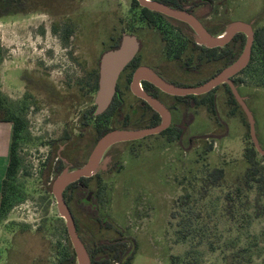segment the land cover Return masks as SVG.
<instances>
[{
	"label": "rangeland",
	"instance_id": "374dc122",
	"mask_svg": "<svg viewBox=\"0 0 264 264\" xmlns=\"http://www.w3.org/2000/svg\"><path fill=\"white\" fill-rule=\"evenodd\" d=\"M208 1L194 13L209 32L217 31L210 33L213 36L237 22L249 24L253 31L264 27V0ZM6 2L5 9L0 8V97L11 113L18 109L24 129L17 145V198L0 217V264H59L70 242L52 186L61 176L81 168L98 141L92 121L88 127L80 124L82 112L93 106L94 91L81 98L75 82L85 72H98L101 54L126 34L141 39L138 59L143 68L156 76L160 70L175 86L202 83L220 65L203 64L198 75L184 72L182 64L173 63L174 53L164 49L161 38L171 42L172 50L184 47L178 42L181 39H175L179 23L161 18L158 27L150 28L131 0H13V7L11 0ZM244 45L232 47L241 54ZM184 60L193 58L182 54L180 63ZM258 67L263 71L264 60H256L238 76L241 82L236 89L264 151V79L253 73ZM131 74L127 68L118 81L122 106L103 121L111 132L150 126L151 111L129 91ZM212 96L216 121L200 104ZM162 102L172 115L169 132L107 148L94 174L67 192L69 211L87 254L101 241L123 238L135 242L131 264H171L172 258L179 259L175 264H264V203L253 209L251 194L231 219L222 200L242 175L243 147L252 142L247 139L249 126L243 110L229 101L222 87L191 104ZM23 103L27 107L19 112ZM184 116L190 124L178 139L174 130ZM209 144L212 151L207 152ZM59 162L61 170L56 172ZM213 168H223L225 177L221 187L198 204L205 206V219L198 225L211 230L218 248L210 252L202 244L187 258L192 243L177 242L178 220H171V207L180 195L198 189L204 174ZM88 192L92 197L84 204ZM93 207L98 219L115 224L120 234L102 228Z\"/></svg>",
	"mask_w": 264,
	"mask_h": 264
},
{
	"label": "trees",
	"instance_id": "16d2710c",
	"mask_svg": "<svg viewBox=\"0 0 264 264\" xmlns=\"http://www.w3.org/2000/svg\"><path fill=\"white\" fill-rule=\"evenodd\" d=\"M13 0H11L13 7ZM158 3H161L165 6L168 5V0H151ZM6 0H0V8H4L6 4ZM132 8H139L136 0L131 1ZM5 9V8H4ZM7 9V8H6ZM10 10V8H9ZM11 14V13H10ZM164 17L163 15L155 12H151L147 9L140 7V18L142 21H146L150 27H154L157 24V20L155 18ZM226 30V29H225ZM55 31V30H54ZM213 35H216L215 32H210ZM220 33V32H219ZM220 35V34H219ZM69 33L66 32L64 37L67 38ZM121 41V37L118 39L117 43L112 48L116 49ZM246 42V39L242 33H239L234 36V38L227 43L222 48H213L208 49L205 48L207 52V61L208 63H218L220 68L216 71L215 75L222 72L224 69L231 66L240 56V51L236 50L232 47L233 44L240 43L243 44ZM0 56H1V47H0ZM180 52L174 54V59H181ZM200 57V56H199ZM257 58V59H256ZM258 60L260 63H263L264 60V27L258 28L253 31V43L251 47V55L247 66L241 70L237 75L232 77L231 81L234 86L237 88L238 84L241 80L238 79V76L243 74L248 68ZM1 61V57H0ZM139 62L138 57H136L129 66L134 68L137 67ZM253 73H257L261 78L264 79V68L263 71L260 67L254 70ZM97 79L98 72L95 73L94 85L92 87L93 91L97 90ZM144 90L149 91L148 87L153 88L152 85L144 82L142 83ZM222 87L225 89L226 94L229 96V101L237 105L236 100L234 99L231 90L227 84H222L212 91L201 95V96H186V97H169V99L176 100L178 102H185L186 104H191V100L195 101L198 98L204 96H210L212 92H214L217 88ZM155 89V88H154ZM156 90V89H155ZM117 94L114 95L108 109L100 116L94 117V107L87 111L86 121L84 124L88 125L90 120H94L95 122V131L97 132V138L104 136L112 128H105L103 125V121H107L109 118L114 116L116 112L122 106L121 95L118 91V85L116 87ZM167 96V95H166ZM200 102L204 107L207 108L209 115L216 121L217 120V110H216V98L209 97ZM141 101V100H140ZM144 106L151 111V116L149 120V128L157 126L160 124L161 119L157 113L151 110V108L143 101H141ZM194 105V104H193ZM20 111L22 112L27 105L23 103L19 104ZM18 109L15 112L11 113L10 108L3 105L0 97V122L11 123L13 127L11 144H10V152H9V160L5 173V177L1 184L0 191V217H3L13 201L17 198V191L14 187V178L17 174L19 167V158L17 156V145L18 140L20 139V134L24 129V123L22 119L17 115ZM190 123L186 121V117H183V120L180 124L175 128L174 132H176V137L181 139L184 135L186 128ZM245 124H247L245 122ZM170 131V128H167L160 134H165ZM159 135V134H158ZM247 139H250L247 138ZM207 152L212 151V144H209L206 147ZM243 162L245 164V168L242 172V175L239 176L234 182L233 186L230 188L228 192H226L222 198L223 203L225 205V211L231 219L235 218L236 209L238 207H242L243 199H247L249 195H253V209H259L260 205L264 203V157H261L256 151L251 143H247L243 147L242 152ZM56 172L61 170L60 162L57 163L55 167ZM225 177V171L223 168H213L206 172L203 176V179L200 182L199 188L194 189L191 192H185L180 195L177 199L174 200L172 204V210L170 213L171 220H178L176 223V239L177 242H190L192 246L185 257H189L193 254L192 250L195 251L196 248L202 244H205L208 251L215 252L217 250L216 243L213 241L211 230L202 225H198L202 223L205 219L204 209L205 206L201 205L199 207L198 204L205 201L209 198L211 190L220 188ZM86 180L82 178L75 183L67 186L63 192V198L65 203L68 205V197L67 192L79 184H83ZM95 212V216L97 221L99 222L102 228L113 229L118 234H120V230L110 221H106L105 219H98L97 217V209L93 207ZM208 217V216H207ZM75 221V220H74ZM196 223V225H194ZM76 225V221H75ZM77 227V226H76ZM136 246L135 242L130 239H115L112 241H101L94 247L91 253L88 252V256L91 264H131L134 254H135ZM179 261L178 258H172V263ZM59 264H76L74 252L69 243H67L66 248L64 249ZM238 264H244V262H240Z\"/></svg>",
	"mask_w": 264,
	"mask_h": 264
},
{
	"label": "water",
	"instance_id": "95a60500",
	"mask_svg": "<svg viewBox=\"0 0 264 264\" xmlns=\"http://www.w3.org/2000/svg\"><path fill=\"white\" fill-rule=\"evenodd\" d=\"M141 8L147 9L151 12L159 13L163 16L173 18L175 20L186 23L191 29L197 31L201 36L200 39L195 33V36L209 49L222 48L229 43L232 38L238 34L247 32L244 49L239 58L231 66L224 69L222 72L213 76L206 82L198 86L181 87L170 84L158 76L154 75L145 68H137L130 83L131 93L138 99L144 101L155 113L161 118L159 125L133 131H112L102 136L96 143L92 152L90 153L87 162L78 170L72 171L58 178L52 186V194L56 200L60 214L65 222V228L68 235L69 242L72 246L76 264H91L89 256L83 246V243L77 233L75 222L70 214L69 208L64 201L63 192L67 186L81 178H89L94 174V165L98 158L99 152L102 148H109L115 144L123 142H132L140 140L149 136H155L165 131L171 123V115L168 109L155 98L147 95L143 91H139L140 81H146L157 88L162 93L173 97L186 96H201L216 87L227 84L231 93L243 110L249 126V134L255 151L264 157V151L261 149L255 130L253 118L244 103L243 98L239 95L236 87L231 79L243 70L250 59L251 47L253 43V30L249 24L232 23L226 28L227 35L223 41H218L217 36L211 35L206 31L198 20L191 14L183 11L175 10L161 3L150 0H136ZM139 50V43L137 37L134 35H122L119 46L114 50H109L102 54L98 66L97 90L94 96V112L93 116L98 117L102 115L109 107L114 94L116 92V84L120 74L126 66L133 61L137 56ZM141 89V88H140ZM121 133V134H120Z\"/></svg>",
	"mask_w": 264,
	"mask_h": 264
},
{
	"label": "flooded vegetation",
	"instance_id": "af4514ba",
	"mask_svg": "<svg viewBox=\"0 0 264 264\" xmlns=\"http://www.w3.org/2000/svg\"><path fill=\"white\" fill-rule=\"evenodd\" d=\"M132 1V0H131ZM151 1V0H150ZM53 2V1H52ZM155 2V1H154ZM168 7H170V8H173V9H175V10H179V11H183V12H186V13H188V14H191V15H193L197 20H198V22L202 25V27L206 30V31H208V27L206 26V24L203 22V20L199 17V16H197L195 13H194V10L195 9H198L199 7H201V6H203L204 4H207L208 5V3H209V1L208 0H168ZM138 3V2H137ZM54 3H52V5H53ZM139 5V4H138ZM52 7V6H51ZM161 18H168V19H171V20H173L174 22H176V23H179V29H180V31H178L177 33H176V38L175 39H181V41H178V42H180L179 44L180 45H183L184 47H182V46H180L178 49H175V50H172V47H171V42H168V40L167 39H165V37H161L162 39H164V42H165V44H164V49H166V48H168L170 51H173V53L175 54V53H177V52H180V55L182 56V54H184V55H186V56H188L189 58L191 57V58H193V60L192 61H188V60H184V61H182L181 63H180V60L181 59H175L174 60V62L173 63H175V64H182V67L184 68V72H192L193 74H196V75H198L200 72H199V69L201 70V69H203L202 68V66H203V64H208V61H207V52H206V50H205V48H207L206 46H204L202 43H200L199 42V40L197 39V37L194 35V33H193V31H192V29L186 24V23H184V22H181V21H178V20H175V19H173V18H169V17H166V16H164V17H159V18H155L156 20L157 19H161ZM147 26H149L148 24H147V22L146 21H143ZM150 27V26H149ZM154 27H158V25L156 24V26H154ZM154 27H150V28H154ZM209 32V31H208ZM217 32V31H216ZM210 33V32H209ZM239 34V33H238ZM243 34H245V33H243ZM237 35V34H236ZM220 36H221V34H220ZM122 37V36H121ZM159 39L160 41L162 40V39ZM137 40H138V43H139V50H138V54H137V56L136 57H138V55H139V53H140V51L142 50V48H143V43H142V41H141V39H139V38H137ZM183 40V41H182ZM117 43V42H116ZM115 43V44H116ZM114 44V45H115ZM176 44H178V43H176ZM114 45L109 49V50H113L112 48L114 47ZM209 49V48H208ZM109 50H107V51H109ZM107 51H105V52H107ZM105 52H103L102 54H104ZM102 54H101V56H102ZM170 54V53H169ZM100 56V57H101ZM200 56V57H199ZM135 57V58H136ZM134 58V59H135ZM133 59V60H134ZM100 60V59H99ZM171 62V61H170ZM129 64H131V62L129 63ZM129 64L126 66V68L123 70V72L127 69V68H131V79H130V83H131V80H132V75H133V73H134V71L137 69V68H143L144 66L140 63V61L138 62V65H137V67L136 68H134L133 67V65L132 66H129ZM98 66H99V63H98ZM175 66V65H174ZM176 67V66H175ZM175 71H177V69H175ZM122 72V73H123ZM157 72V74H158V77L159 78H161L162 80H164V81H166V82H168L166 79H165V76L160 72V70H158V71H156ZM178 72V71H177ZM121 73V74H122ZM121 74H120V76H119V79H120V77H121ZM217 75V74H216ZM215 76V75H214ZM212 78V77H211ZM119 79H118V81H119ZM94 80H95V72H85L84 74H82V77L77 81V82H75V85H77L78 87H79V89L82 91V93H83V96H81V98H84V97H86V95L87 94H90V92H92L93 91V89H92V87H93V85H94ZM209 80V79H208ZM118 81H117V84H116V87H117V85H118ZM207 81V80H206ZM206 81H204V82H206ZM144 82H146V81H140V88L142 89H140L141 91H143L144 93H146L147 95H149V96H151V97H153V98H155L156 100H158L160 103H162L167 109H168V111L170 112V108H169V106H168V104H166V103H164V102H162V99H169L168 98V96L169 95H167L166 96V94H164V93H162L161 91H159L157 88H155L153 85V88H151V87H148L149 88V91H146V90H144V88H143V85H142V83H144ZM204 82H202V83H199V84H197V85H195V86H198V85H201V84H203ZM130 83H129V91H130ZM146 83H148V82H146ZM169 83V82H168ZM148 84H150V83H148ZM170 84H172V83H170ZM151 85V84H150ZM156 90H155V89ZM131 92V91H130ZM95 93H96V91H94V95H95ZM117 94V92H115V94L114 95H116ZM132 94V93H131ZM133 95V94H132ZM134 96V95H133ZM135 97V96H134ZM169 97H173V96H169ZM135 98H137V97H135ZM138 99V98H137ZM93 100H94V97H93ZM140 100V99H139ZM142 101V100H141ZM140 101V102H141ZM144 102V101H143ZM141 104L144 106V104L141 102ZM92 107H94V103H93V106ZM91 107V108H92ZM145 107V106H144ZM91 108H87V109H85L83 112H82V115H81V121H80V124L82 125V126H86V127H88L90 124H88V125H86V124H84L85 123V121H86V116L88 115L87 114V111L89 110V109H91ZM146 108V107H145ZM94 109H95V107H94ZM152 110V109H151ZM153 111V110H152ZM171 115V114H170ZM171 117H172V115H171ZM161 119V118H160ZM90 121H92V120H90ZM171 121H172V119H171ZM95 121L93 120L92 121V126L94 127L95 126V123H94ZM171 124V123H170ZM91 126V125H90ZM170 127V126H169ZM168 127V128H169ZM108 133H110V132H108ZM107 133V134H108ZM106 135V134H105ZM101 138V137H100ZM99 138V139H100ZM98 139V140H99ZM88 160V159H87ZM87 162V161H86ZM90 178V177H89ZM82 179V178H81ZM85 179H88V178H85ZM90 197H92V193H90V192H88L87 194H86V197H85V200H84V204H88L89 203V199H90ZM68 206V205H67ZM69 208V207H68ZM74 220V219H73ZM75 222V221H74ZM76 226V225H75ZM76 229H77V227H76ZM78 233V232H77ZM79 235V234H78ZM80 237V236H79ZM86 250V249H85Z\"/></svg>",
	"mask_w": 264,
	"mask_h": 264
},
{
	"label": "crops",
	"instance_id": "0c3cea01",
	"mask_svg": "<svg viewBox=\"0 0 264 264\" xmlns=\"http://www.w3.org/2000/svg\"><path fill=\"white\" fill-rule=\"evenodd\" d=\"M12 131L11 123L0 122V191L8 165Z\"/></svg>",
	"mask_w": 264,
	"mask_h": 264
},
{
	"label": "bare ground",
	"instance_id": "6f19581e",
	"mask_svg": "<svg viewBox=\"0 0 264 264\" xmlns=\"http://www.w3.org/2000/svg\"><path fill=\"white\" fill-rule=\"evenodd\" d=\"M192 31H193V32H194V33H195L200 39H202L201 36L197 33V31H195V30H193V29H192ZM243 33H245V35L247 34L246 31H244ZM226 35H227V32H226V31L222 32V33H221V36H220V35L217 36V40H218V41H223V40L225 39ZM141 90H142V89H141ZM141 90H140V88H139V91H141ZM120 134H121V133H120ZM105 150H106V148H102V149L100 150L99 155H98V158H97V160H96V162H95L94 168L97 167V164H98V162H99L101 156H102L103 153L105 152Z\"/></svg>",
	"mask_w": 264,
	"mask_h": 264
}]
</instances>
